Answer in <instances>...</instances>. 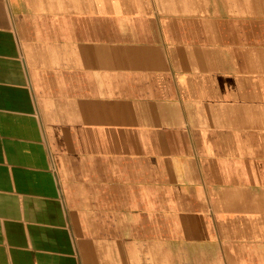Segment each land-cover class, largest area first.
<instances>
[{
    "label": "crops",
    "instance_id": "crops-1",
    "mask_svg": "<svg viewBox=\"0 0 264 264\" xmlns=\"http://www.w3.org/2000/svg\"><path fill=\"white\" fill-rule=\"evenodd\" d=\"M0 264H264V0H0Z\"/></svg>",
    "mask_w": 264,
    "mask_h": 264
}]
</instances>
